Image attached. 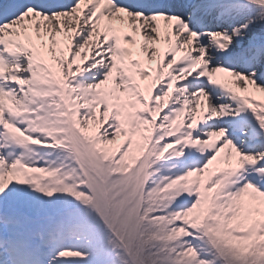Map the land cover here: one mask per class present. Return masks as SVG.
<instances>
[{"label":"rangeland","instance_id":"1","mask_svg":"<svg viewBox=\"0 0 264 264\" xmlns=\"http://www.w3.org/2000/svg\"><path fill=\"white\" fill-rule=\"evenodd\" d=\"M256 5L264 6V0ZM183 77V71L174 70L155 75L159 84L168 78L166 90L156 98V108L167 109L161 121H154L153 115L148 114L144 106L145 91L128 74L113 75L102 89L95 85L87 86L82 94L67 91V106L57 111L55 119L43 124L45 135L50 137L42 139V143L49 142L40 149L46 153L45 158L36 164L31 174L20 176L22 180L26 176L25 186L7 185L5 176L0 173V191L14 186L28 198L23 206L6 200L0 219L8 218L10 204L31 217H39L29 223L34 228L37 222L53 215V202L64 206L70 203L76 209L91 207L105 213L104 223L111 222L119 238L114 242L116 250L112 248V251L121 254L108 257L103 239L93 236L95 222L89 216L82 221L83 225L78 221L72 225L69 242L74 243L76 251H62L73 255L70 257L74 264H128L125 249L133 250L139 259L143 253L153 257L148 264H264V191L252 183L238 185L245 170V157L251 159L250 165L260 157L239 153L231 141L224 148L218 139L209 137L205 138L209 143L188 151L194 156L203 155V161L195 157L196 165L187 164L180 155L191 144L190 137H182L181 145L165 140L172 132H183L178 124L182 117L177 116L183 99L178 95L181 87L175 82ZM245 85L243 89L248 90ZM255 88L264 95V88ZM201 98L189 101L195 100L193 104L200 109L201 104L207 106V100L202 98V103ZM212 118L214 114L209 117L213 121ZM75 131L79 139L74 136ZM212 149L214 151H210ZM209 151L213 153L211 158H207ZM94 162L100 165L99 173L104 179L93 170ZM15 163L18 168L15 171L19 172L18 161ZM64 163H68L66 174L71 168V174L77 177L74 187L81 188L79 195L85 199L81 204H76L74 191L68 186L58 188L61 176L54 169ZM260 171L264 173V169ZM145 180L143 208L146 215L139 232L145 237L141 247L135 227L140 188ZM31 184L39 190H34ZM23 224L25 221L21 219L19 225ZM2 233L0 264H5L13 245L4 244V229ZM104 235L108 236L106 232ZM66 254L60 256L61 260Z\"/></svg>","mask_w":264,"mask_h":264},{"label":"snow or ice","instance_id":"2","mask_svg":"<svg viewBox=\"0 0 264 264\" xmlns=\"http://www.w3.org/2000/svg\"><path fill=\"white\" fill-rule=\"evenodd\" d=\"M157 16H173L186 24L188 31L199 38L198 46L206 48L210 68L228 67L264 87V6L256 5L255 0H0V59L12 66V71L6 74L8 78L0 77V89L22 96V85L11 77L31 80L36 67L34 61L61 80L67 75L66 82L71 87L99 85L112 71L116 40H130L132 25L141 28V35L155 38L156 23L152 17ZM213 22L216 28L212 27ZM221 22L224 23L222 28ZM171 31L178 33L179 27L173 24ZM210 31H221L229 36L228 46L224 49L210 47V38L206 36ZM257 31L261 33L259 36L255 35ZM249 33L253 35L245 48L242 41ZM9 39L22 43L28 49L27 54L10 51ZM257 40L261 43L253 55L252 46ZM214 53L218 54L215 58ZM166 83L165 80L157 85L152 90L153 96L162 94ZM177 86H186L189 91L202 88L210 97L213 94L206 78L197 75ZM27 87L24 84L23 90ZM218 99L223 100L224 96ZM229 99L231 111L215 117L210 127L213 131L222 130L224 139L230 140L245 155L260 157L246 166L238 185L252 183L264 191V173L260 171L264 169V128L250 109ZM166 113L167 109L162 115ZM257 141H260L259 146ZM212 155L208 153L207 158ZM6 200L16 201L21 206L28 203L26 194L14 186L4 189L0 191V217ZM39 227L43 231L53 225L41 221ZM2 234L0 229V239ZM62 251L76 249H54L52 264H60L58 254ZM62 264H74L73 258L63 257Z\"/></svg>","mask_w":264,"mask_h":264},{"label":"bare ground","instance_id":"3","mask_svg":"<svg viewBox=\"0 0 264 264\" xmlns=\"http://www.w3.org/2000/svg\"><path fill=\"white\" fill-rule=\"evenodd\" d=\"M257 19H259V17H257ZM153 20L156 21L157 19H153ZM168 22L171 25L175 24V25H177L179 27V32H178L179 34L182 35L183 32H186V27H185V25L182 22L175 21V20H172V19H169ZM168 30H169L168 27H163L162 29L159 28V32L162 34V36H164V37H161L160 39H163L164 42L166 43L167 47H168V50L166 51L165 57L171 56V57H174L173 59H177V58H179V55H182V54L185 53V48H180L177 45L176 46H171L170 45L172 40L168 38V35H166V36L163 35ZM182 30H183V32H182ZM193 34L196 35L195 33H193ZM157 35H159V34L157 33ZM252 35H253V33H249V34L244 36V39H243L242 43H243L245 48L248 47V41H249V39L251 38ZM255 35H257V33H255ZM136 36L137 35H134L135 42H137ZM257 36H259V35H257ZM176 37L180 39L179 36H175V38ZM260 42L261 41H259V40L254 41L251 51L256 50V47L260 44ZM147 43H148V45H147ZM124 45H126L128 47V49H127V51H126V53L124 55L120 54L119 51H118L119 54H115V57L117 58V62H125L126 61L127 65H129L130 67L133 66V68L138 70L139 82H140L141 86H145V87L142 88L145 91V98L147 100L148 99L152 100V97H150V96L152 94V90L157 86L158 81H155V79L151 76V72L149 71L151 62H149V60L145 59V50H143V48L140 45L134 46L129 40H124ZM146 45L148 46L147 48H152V46L161 48L163 43L160 44V42L159 41H155L154 38L148 37V41L146 42ZM205 52H207V51H205ZM217 55L218 54L214 53V58ZM205 60L207 61L206 63L208 65V68L211 69V71L209 72V75H213V77L211 78L213 83L216 80L217 81H221V76L219 74L220 68L219 67L210 68L208 60L207 59H205ZM34 63L37 64L35 69H34V73H35V71L37 69L41 70V73H39L38 75L34 76V78L39 79L40 81H42V77L44 75L43 72L46 71L47 73H49V71L44 66L40 65L38 62L34 61ZM7 64L8 63L6 61H3V60L0 62V67L2 68L3 71H6V70H8L10 68V65L9 64L7 65ZM40 67H41V69H39ZM125 68H127V66ZM201 68L196 70L194 74L200 73L201 72ZM205 76L206 75L204 74L202 77H205ZM14 79L17 80L18 78L14 77ZM229 80L230 81L227 80L228 83H226V84L224 83L225 84L224 86H220V84H219L216 87H214L213 85H210V87L213 89V92L219 91V92L225 94L226 96L224 98L227 99V100L224 101V102L227 103V104L230 103V99L229 98H231V100L239 101L240 103L246 104L245 108L250 109L251 111L255 112L257 114L256 118L258 117V115L260 116V118L263 121V123H261L260 126L264 127V95L259 93L256 88L253 89V87H255V86H254V83L252 82V79L248 78L245 75L240 74L239 72L236 75H232V78L229 79ZM25 82H28V81H25ZM207 82H208V80H207ZM33 83H35L38 87H41L39 84L46 85V83L38 82V81H33ZM245 83H246L245 87H248L247 92L246 91H242V87H243V85ZM22 84L24 85L25 83H22ZM102 86L104 87V85L102 84L100 86V88H102ZM44 87H47V86H44ZM58 88L60 90H62V91H65V89L63 87H61V86H58ZM217 88H223L224 90H217ZM37 89L42 91V88H37ZM259 89H261V88H259ZM49 92H50V88L49 89H44L43 93L47 94ZM235 94L238 96L237 100H236ZM180 95L182 97L186 96L185 97L186 101H188L186 106H185V108H187L186 115L191 117V118H195V117L198 118L197 119V122H198L197 125L193 126V127H190V129H189V134L190 135L192 133L191 131L193 130L192 128L195 129L194 136H193L195 138V143L196 142H201V144L204 143L203 140H201L202 135H205L204 138L214 136V137L222 138L223 142L220 145L223 146L224 148H227L228 146L225 147V145L227 144L226 141H228V140L224 139V133L223 132L221 134L220 133H216L217 131H213L211 129V127H210V125L212 123V120H209L208 117H209V114L214 112L213 110H211V109H213L211 107V105L208 102H207L208 106L205 105L206 107L202 106V104H201L199 107L203 108L202 113L199 112V114H197V112H195V111H197L199 109L197 108V106L195 104H193L195 100L189 101L188 100V97H189L188 94L184 95L182 93ZM191 96H193V94ZM205 97L207 99H209V102L211 104L215 105L213 102L210 101L212 96L210 97V96H207V95L204 94V97H202L203 100L204 99L206 100ZM36 98H37V96L35 94H32L31 99H36ZM203 100H202V103H203ZM153 104L156 105V102H154ZM196 104H198L197 101H196ZM215 107H216V105H215ZM229 109L230 108H228L227 110L230 111ZM215 110H216V112L219 111V113H217V117L226 115V113H223V115H222V112H220V108H219V110L218 109H215ZM183 112H185V111H183ZM8 113H11V111H9ZM201 117L203 119H201ZM46 118L48 120H52L54 118L53 111L47 113L46 114ZM156 118H157V116H156ZM102 130H104V129H102ZM202 130H203L204 133H202ZM38 132L39 131H36V133H38ZM205 132H207V133H205ZM170 140H173V139H170ZM16 141H18V142H16L13 145H11L13 147L10 148V150H8V149L5 150L4 148H2V144H0V172H5V173H3V175L5 176V183L7 185L8 184L11 185L13 183L15 186H18L20 184V183H18V181H19V178H20L21 174H28L29 172L32 171V168L29 165L38 156H37V153L35 152V149L33 148V143L32 142L29 143L28 141H26V139H18ZM245 146L247 147V145H245ZM257 146H259V145L257 144ZM67 152L68 151H66V153ZM249 156H251V155H249ZM186 157H188V156L186 155L185 158ZM14 160H23V164H22L23 165V170L21 171V173L15 171L14 165L16 163H15ZM185 162L188 163V164H191V162H197V160L196 159L195 160H190V162H189L188 159L186 158ZM145 184L146 183L144 182L143 185H142L141 190L144 189Z\"/></svg>","mask_w":264,"mask_h":264}]
</instances>
